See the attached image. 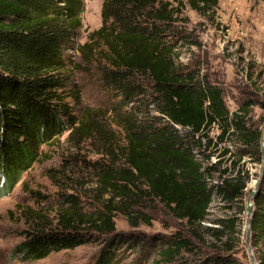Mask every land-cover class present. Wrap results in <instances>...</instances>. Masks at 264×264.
<instances>
[{
	"label": "trees",
	"instance_id": "trees-1",
	"mask_svg": "<svg viewBox=\"0 0 264 264\" xmlns=\"http://www.w3.org/2000/svg\"><path fill=\"white\" fill-rule=\"evenodd\" d=\"M185 1L215 21L219 0H105L101 27L80 44L84 0H0V197L10 194L32 169L43 147L65 133L69 140L90 139L94 131L105 136L102 125L85 124L73 105L80 98L73 83L78 57L89 65L94 59L103 64V80L123 97L112 119L125 141L122 146L106 141L105 151L98 152L106 161L92 163L95 207L87 209L74 194H60L55 223L42 216L24 233L14 252L21 261L35 263L53 253L101 243L92 264H120L121 248L130 243L147 254L141 264L152 256L147 247L154 264H241L230 254L246 211L242 198L249 174L239 169L232 177L228 168L222 169L230 149L224 148L215 163L210 162L215 153L206 151L218 152L220 144L239 139L244 144L241 157L257 156L261 163V132L247 126L252 104L230 113L222 91L200 71L177 66L180 37L173 25ZM215 124L222 130L216 142L209 137ZM239 163L233 160V169ZM215 174L220 182L213 185ZM215 197L237 212L206 228ZM156 200L187 224V234L177 231L147 240L116 233L119 213L132 227L150 226L151 216L143 207ZM206 232L214 239L213 252L202 250L209 246ZM251 234L258 264H264V177Z\"/></svg>",
	"mask_w": 264,
	"mask_h": 264
},
{
	"label": "rangeland",
	"instance_id": "rangeland-1",
	"mask_svg": "<svg viewBox=\"0 0 264 264\" xmlns=\"http://www.w3.org/2000/svg\"><path fill=\"white\" fill-rule=\"evenodd\" d=\"M104 1L84 0L85 9L78 43H86L89 35L101 27ZM214 20L202 17L185 1V7L173 25L174 33L180 37L176 48V64L180 69L200 71L208 83L220 89L230 113L238 112L244 104H252L247 126L262 133L264 0H219ZM76 61L73 83L80 98L73 105L85 124L102 125L105 136L94 131V136L90 139L77 137L69 140V133H65L52 145L43 147L41 156L32 169L23 175L10 194L0 197V264H92L102 248L101 243L86 244L73 250L53 253L35 263L23 262L14 255L16 247L24 242V233L32 230L42 216L43 220L55 223L60 194H74L87 209L95 207L92 196L95 195L97 177L92 163L106 161L98 154L99 151H105L106 141L111 140L112 146H122L125 141L123 131L112 119L113 110L123 101V97L103 80V64L94 59L89 65L81 57ZM141 81L142 85H149L148 81ZM133 104L135 103H125L124 108H131ZM221 132V128L215 124L209 137L216 142ZM224 148L230 149L231 154L226 156L222 169L228 168L232 177L239 169L249 174L250 179L242 198L246 207V200L258 179L261 163L256 162L257 156L241 157L244 144L239 139L220 144L221 150L218 152L215 148L207 150V155L215 153L210 162H217L218 155ZM233 160H240L236 169L232 167ZM214 177L213 185L220 182L219 174ZM227 207L228 204L221 197H215L204 227H215L213 221L227 219L237 212L235 208ZM143 211L151 216L150 226L141 223L138 227H132L127 218L119 213L115 217L116 233L129 236V239L143 237L147 240L159 235L171 237L177 231L188 233L187 224L176 219L158 200L154 203L147 202ZM241 220L240 234L237 235L239 239L230 255L241 264H251L246 240L247 211L243 213ZM204 234L209 246L202 250L213 252L214 248L210 244L214 243V239L210 233ZM226 240L227 237L223 238V241ZM146 250L148 254H152L148 258V264H154L151 248L147 247ZM121 252L123 261L120 264H141L143 258L147 257V254L141 255V251L130 243H126ZM252 256L258 264L253 248Z\"/></svg>",
	"mask_w": 264,
	"mask_h": 264
},
{
	"label": "water",
	"instance_id": "water-1",
	"mask_svg": "<svg viewBox=\"0 0 264 264\" xmlns=\"http://www.w3.org/2000/svg\"><path fill=\"white\" fill-rule=\"evenodd\" d=\"M260 148H261V165L259 169V176L258 179L256 180L254 189L252 193L249 195V197L246 200V211L248 215V221H247V235H246V240H247V246H248V252L251 260V264H257L252 256V246H251V226H252V219L254 215V202L255 199L258 197V192L260 189V186L263 182V177H264V129L261 133V138H260Z\"/></svg>",
	"mask_w": 264,
	"mask_h": 264
},
{
	"label": "built area",
	"instance_id": "built-area-1",
	"mask_svg": "<svg viewBox=\"0 0 264 264\" xmlns=\"http://www.w3.org/2000/svg\"><path fill=\"white\" fill-rule=\"evenodd\" d=\"M177 128H179V129H181V127L180 126H176Z\"/></svg>",
	"mask_w": 264,
	"mask_h": 264
}]
</instances>
